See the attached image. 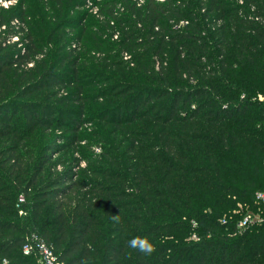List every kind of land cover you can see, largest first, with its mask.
<instances>
[{
    "label": "trees",
    "instance_id": "16d2710c",
    "mask_svg": "<svg viewBox=\"0 0 264 264\" xmlns=\"http://www.w3.org/2000/svg\"><path fill=\"white\" fill-rule=\"evenodd\" d=\"M74 8L0 4V264H264V0Z\"/></svg>",
    "mask_w": 264,
    "mask_h": 264
},
{
    "label": "rangeland",
    "instance_id": "374dc122",
    "mask_svg": "<svg viewBox=\"0 0 264 264\" xmlns=\"http://www.w3.org/2000/svg\"><path fill=\"white\" fill-rule=\"evenodd\" d=\"M10 1V2H9ZM17 0H0V4L1 5H4L6 6L5 4H12V3H15ZM104 0H75V15H80V16H83L85 15V18L84 21L85 22H92L95 21V22H98L99 23V27L107 32V29L105 27V21H103L104 19V16L102 15V13L100 12V7H101V2H103ZM134 1V0H133ZM48 11L44 10L43 14L46 13ZM103 18V19H102ZM92 28H89V30H86L84 32V35L82 37V40H79V39H71V42L69 43L68 45V48L69 46L70 47H76L77 46L79 48H81L82 46L86 47L87 49L89 47H91L93 44H95V41L93 40L92 38V35L94 34V31L96 29V27H93V24L91 26ZM75 28V26H74ZM65 29V30H64ZM63 30H61V32L58 33L57 35V39H56V46H60L61 43H64V42H68V40H70V38L73 37L74 34L82 31V27H76V29L73 31V33H71L70 35H68L67 32H70L68 30L71 29V27H65ZM67 30V32H66ZM64 32L68 35L64 36ZM109 34V33H108ZM106 35V33H105ZM64 36V39L62 38ZM88 38V40H87ZM17 38H15V40L13 41H16ZM21 46V44L19 45ZM48 49H49V52H53L54 48L51 47V45L49 46L48 45ZM82 51V50H81ZM80 50H78V52H76L75 56H79V52H81ZM83 53L84 51H82L80 53L81 56H83ZM91 104V103H90ZM93 105V104H91ZM89 126H92V124H88V126H85V130L89 127ZM86 166V163H83L81 165V169H83L84 167ZM58 169L61 168V166H58L57 167ZM22 214V212H20Z\"/></svg>",
    "mask_w": 264,
    "mask_h": 264
},
{
    "label": "built area",
    "instance_id": "2783aa9c",
    "mask_svg": "<svg viewBox=\"0 0 264 264\" xmlns=\"http://www.w3.org/2000/svg\"><path fill=\"white\" fill-rule=\"evenodd\" d=\"M2 1V0H1ZM138 5H142L145 3V0H135ZM160 2H164L166 0H157ZM10 2V1H9ZM7 5V4H5ZM120 8V6H118ZM121 9V8H120ZM185 22H182V25ZM118 34L113 35V39H118ZM126 60L130 59L129 55L125 56ZM257 198L264 202V193H259L257 195ZM24 198L21 197V200ZM263 220V217L260 215V213L252 210L246 211L242 218L240 219L238 226L240 228H246L247 226L256 223L261 222ZM23 251L25 254H30L31 252H36L43 264H63L57 257V255L54 253L52 247L47 244L45 241L39 239L38 236L32 234L31 236L27 237L25 240V243L23 245Z\"/></svg>",
    "mask_w": 264,
    "mask_h": 264
},
{
    "label": "clouds",
    "instance_id": "9594fccd",
    "mask_svg": "<svg viewBox=\"0 0 264 264\" xmlns=\"http://www.w3.org/2000/svg\"><path fill=\"white\" fill-rule=\"evenodd\" d=\"M256 126L260 127L259 124H257ZM120 219L121 218L118 214H114L112 216V220L114 222L119 223ZM127 246L130 249H133L145 256H151L156 251L155 245L151 242V240L147 236H135L130 240H128ZM81 264H89V262L87 259H84L81 261Z\"/></svg>",
    "mask_w": 264,
    "mask_h": 264
}]
</instances>
